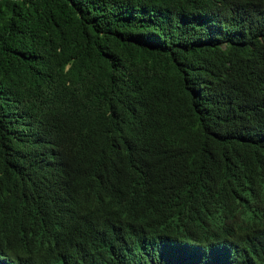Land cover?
Segmentation results:
<instances>
[{
    "label": "trees",
    "instance_id": "trees-1",
    "mask_svg": "<svg viewBox=\"0 0 264 264\" xmlns=\"http://www.w3.org/2000/svg\"><path fill=\"white\" fill-rule=\"evenodd\" d=\"M0 264H264V0H0Z\"/></svg>",
    "mask_w": 264,
    "mask_h": 264
}]
</instances>
